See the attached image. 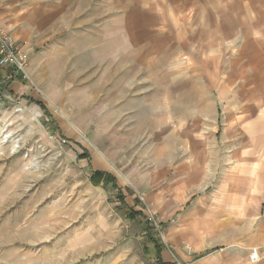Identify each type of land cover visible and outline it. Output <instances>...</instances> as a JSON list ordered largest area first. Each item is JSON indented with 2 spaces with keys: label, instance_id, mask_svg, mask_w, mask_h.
I'll use <instances>...</instances> for the list:
<instances>
[{
  "label": "rangeland",
  "instance_id": "374dc122",
  "mask_svg": "<svg viewBox=\"0 0 264 264\" xmlns=\"http://www.w3.org/2000/svg\"><path fill=\"white\" fill-rule=\"evenodd\" d=\"M60 25L45 23L43 43L40 31L20 39L34 47L36 59L21 91L0 100V264H157L147 233L149 217L160 231L166 261L212 264L211 255L185 261L172 240L179 238L184 250L193 252L203 233L196 226L202 216L191 210L196 198L170 201L169 193L152 194L155 187H166L179 195L186 185L184 171L197 163L191 149L196 135L184 131L201 129L199 134L209 136L213 126L198 128L192 118L197 108H187L188 115L181 117L182 98H163L164 87L153 81L142 86L137 76L140 85L118 88L116 71L106 77L95 67V56L91 60L85 51L74 52L68 41L71 33L82 42L79 30L89 24ZM126 81L132 82V76ZM120 89L123 98L136 99L130 105L136 118L129 111L117 115L120 106L112 98ZM143 95L160 98L163 108L157 109L172 113L167 123L155 126L157 131H151L140 112L154 104L143 102ZM241 105L234 98L206 101L212 118L204 121H215L220 130L218 139L212 134L204 141L220 142L229 112ZM154 144L162 147L154 149ZM89 152L91 158L81 157ZM99 169L118 180L129 206L140 213L136 219L118 201L120 188L91 181ZM182 231L188 235L181 237Z\"/></svg>",
  "mask_w": 264,
  "mask_h": 264
},
{
  "label": "crops",
  "instance_id": "0c3cea01",
  "mask_svg": "<svg viewBox=\"0 0 264 264\" xmlns=\"http://www.w3.org/2000/svg\"><path fill=\"white\" fill-rule=\"evenodd\" d=\"M45 23L89 24L79 30L82 42L70 33L74 52L85 51L91 60L95 56V67L106 77L116 71L118 88L140 85L137 76L142 86L150 80L164 87L163 98H182L181 117L189 107L197 108L192 118L198 128L212 125L217 139L220 128L215 121L205 122L212 118L206 101L234 98L242 104L229 112L220 142H205L204 137L213 135L199 134L201 129L197 134L192 128L184 131L196 135L191 149L199 164L184 171L186 185L179 195L155 187L152 196L196 198L191 210L202 216L196 226L203 233L197 235L193 252L172 237L185 261L211 255L212 264H264V0H0V26L14 39L25 44L20 39L40 31L43 43ZM27 43L33 64L34 47ZM130 76L133 81H126ZM20 84L14 83L13 97ZM121 90L112 98L120 106L117 115L129 111L136 118L138 112H130L136 99L123 98ZM151 96H142L143 102L154 104L140 112L151 131H157L155 126L167 123L172 113L157 109L163 108L160 98ZM88 154L81 157L91 158ZM254 248L260 254L256 262L250 259Z\"/></svg>",
  "mask_w": 264,
  "mask_h": 264
},
{
  "label": "built area",
  "instance_id": "2783aa9c",
  "mask_svg": "<svg viewBox=\"0 0 264 264\" xmlns=\"http://www.w3.org/2000/svg\"><path fill=\"white\" fill-rule=\"evenodd\" d=\"M30 54L24 43L14 39L0 26V100H10L13 97L12 87L16 82L29 80ZM160 232L153 217L146 218ZM155 223V224H154ZM259 251L252 249L250 259L259 260Z\"/></svg>",
  "mask_w": 264,
  "mask_h": 264
},
{
  "label": "trees",
  "instance_id": "16d2710c",
  "mask_svg": "<svg viewBox=\"0 0 264 264\" xmlns=\"http://www.w3.org/2000/svg\"><path fill=\"white\" fill-rule=\"evenodd\" d=\"M16 95L17 94H15V96ZM41 106H42V104H41ZM87 155H89V154L85 153L83 155V157H87ZM90 179L94 184L103 183L104 187H107V185L109 183H111L112 187H114V188L118 187L116 184L115 177L112 174L105 172V171H101V170L94 171L93 174L91 175ZM118 201L121 203V205L123 207H125V209L128 212V217L130 219L134 220V219H136L137 215L140 214L139 212H136L133 207H130L128 205V203L126 202V198H125V196H123V194H121V193L118 194ZM147 223H148L147 233H148V237H149V243H151L153 245L154 252H155L153 258L155 259L157 264H172L171 262H167L164 259L165 244L162 242V240L159 236L160 235L159 232H157L155 230L153 224L150 223L148 220H147Z\"/></svg>",
  "mask_w": 264,
  "mask_h": 264
},
{
  "label": "bare ground",
  "instance_id": "6f19581e",
  "mask_svg": "<svg viewBox=\"0 0 264 264\" xmlns=\"http://www.w3.org/2000/svg\"><path fill=\"white\" fill-rule=\"evenodd\" d=\"M254 262H256V261H254Z\"/></svg>",
  "mask_w": 264,
  "mask_h": 264
}]
</instances>
